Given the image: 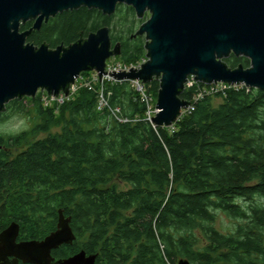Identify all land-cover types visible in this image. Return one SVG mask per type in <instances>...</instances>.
<instances>
[{
  "label": "trees",
  "instance_id": "obj_1",
  "mask_svg": "<svg viewBox=\"0 0 264 264\" xmlns=\"http://www.w3.org/2000/svg\"><path fill=\"white\" fill-rule=\"evenodd\" d=\"M147 20L126 5L109 16L82 7L50 18L27 41L68 47L106 27L121 45L114 60L139 65L146 39L134 35ZM223 62L250 66L233 54ZM188 82L181 99L189 109L171 127L148 119L131 80L103 83L125 122L84 87L63 103L46 104L45 91L8 103L5 111L25 114L32 127L0 135V234L14 222L20 241L44 240L61 209L76 239L53 251L56 261L85 251L96 264H264V91L211 93L214 84ZM160 85L144 84L153 104ZM220 214L235 221L231 232L216 227Z\"/></svg>",
  "mask_w": 264,
  "mask_h": 264
},
{
  "label": "water",
  "instance_id": "obj_2",
  "mask_svg": "<svg viewBox=\"0 0 264 264\" xmlns=\"http://www.w3.org/2000/svg\"><path fill=\"white\" fill-rule=\"evenodd\" d=\"M119 5L133 8L139 19L150 15L134 35L145 36L147 61L111 76L143 84L160 81L154 125L171 127L189 107L181 95L192 76L207 85L264 91V0H0V114L11 101L34 98L38 92L68 96L83 73L106 76L107 62L121 52L120 44L113 46L109 28L56 49L27 40L58 14L84 7L109 16ZM31 21L33 27L22 31ZM232 54L247 58L250 66L232 70L223 62ZM70 220L60 209L55 232L24 242L20 226L12 222L0 234V264H96L98 255L85 251L57 261L53 257V251L76 239Z\"/></svg>",
  "mask_w": 264,
  "mask_h": 264
},
{
  "label": "built area",
  "instance_id": "obj_3",
  "mask_svg": "<svg viewBox=\"0 0 264 264\" xmlns=\"http://www.w3.org/2000/svg\"><path fill=\"white\" fill-rule=\"evenodd\" d=\"M146 61H144L142 64H144ZM115 64H110L109 62H107L106 65V71L108 72V74L106 76H104L102 79L99 78V75L96 72H92L89 78H87L88 76H80L78 80H75V85L71 86V90H70V94L68 96H65L64 94H61L59 97L55 98V97H51L50 100H46L48 99L45 98L46 100V104L51 103L53 101L59 102V103H63L66 100L69 101V98L71 95L74 94V92L77 91V89L84 87L87 88L93 92H96L98 94V99H99V109H109L112 111V113L115 115V117L118 118V120L120 121H127L126 119H122L120 117H118V114L120 113V109H111L110 106L108 105V100L105 97L104 94V82L105 80H116L113 79L112 77H110V73L111 74H118V73H125V72H129L131 69H139L141 67L142 64L139 65H126V64H121V63H116ZM131 83H132V87L135 88V91H138L141 95H142V99L144 100V102L146 101V103H148V112H147V116L148 119L150 121H152V118L155 117L156 113L158 112V110L156 109V106L154 107V104L151 103L152 99L149 98L144 90V84L139 81V80H132L131 79ZM188 85H192V82H187ZM235 88L237 87L236 85H230V84H226V83H216L212 86V91L211 93H217V92H222L228 88ZM191 108V107H190ZM189 109V107H188Z\"/></svg>",
  "mask_w": 264,
  "mask_h": 264
},
{
  "label": "rangeland",
  "instance_id": "obj_4",
  "mask_svg": "<svg viewBox=\"0 0 264 264\" xmlns=\"http://www.w3.org/2000/svg\"><path fill=\"white\" fill-rule=\"evenodd\" d=\"M146 17L149 18L150 16L146 15ZM139 20L142 21V19H139ZM114 58H112V60L110 59L108 62L110 64H115L114 62L118 63L119 61L117 59L114 60ZM89 73L91 74L92 72H89ZM90 74L88 75L87 78H89L91 76ZM110 77L114 78L113 76H111V73H110ZM215 100H216L215 105H217L220 102V100H218V99H215ZM53 102L56 103V101H53ZM53 102H51V103H53ZM155 106H156V104H154V107ZM31 121L32 120L28 119V116H26L25 114H19V113L12 111V110L9 112L5 111V115L3 117H0V135H4V136L6 134L7 135H14V134H17L19 132L28 130L30 127H32ZM43 137H45V134L39 135V138H43ZM234 225H235L234 220L229 219L228 217H226L223 214H220L218 216L216 227L219 228L220 230L231 232L233 230Z\"/></svg>",
  "mask_w": 264,
  "mask_h": 264
},
{
  "label": "flooded vegetation",
  "instance_id": "obj_5",
  "mask_svg": "<svg viewBox=\"0 0 264 264\" xmlns=\"http://www.w3.org/2000/svg\"><path fill=\"white\" fill-rule=\"evenodd\" d=\"M146 15L150 16L149 14H146ZM7 111H8V110H7ZM0 144L3 145L1 142H0Z\"/></svg>",
  "mask_w": 264,
  "mask_h": 264
}]
</instances>
